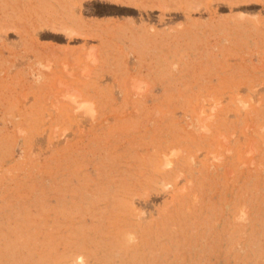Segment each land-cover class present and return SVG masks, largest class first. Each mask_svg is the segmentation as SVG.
Segmentation results:
<instances>
[{
  "label": "rangeland",
  "instance_id": "obj_1",
  "mask_svg": "<svg viewBox=\"0 0 264 264\" xmlns=\"http://www.w3.org/2000/svg\"><path fill=\"white\" fill-rule=\"evenodd\" d=\"M78 257L264 264V0H0V264Z\"/></svg>",
  "mask_w": 264,
  "mask_h": 264
},
{
  "label": "clouds",
  "instance_id": "obj_2",
  "mask_svg": "<svg viewBox=\"0 0 264 264\" xmlns=\"http://www.w3.org/2000/svg\"><path fill=\"white\" fill-rule=\"evenodd\" d=\"M82 107L88 108V105H83ZM130 240H134V237H129ZM76 264H84V258L83 257H78L76 260Z\"/></svg>",
  "mask_w": 264,
  "mask_h": 264
},
{
  "label": "bare ground",
  "instance_id": "obj_3",
  "mask_svg": "<svg viewBox=\"0 0 264 264\" xmlns=\"http://www.w3.org/2000/svg\"><path fill=\"white\" fill-rule=\"evenodd\" d=\"M192 8H194V7H192ZM62 29V28H61ZM64 30V29H63ZM83 36V35H82ZM66 93V92H65Z\"/></svg>",
  "mask_w": 264,
  "mask_h": 264
}]
</instances>
